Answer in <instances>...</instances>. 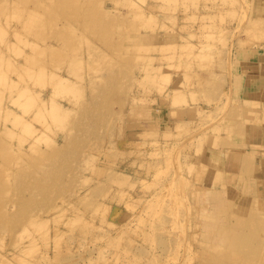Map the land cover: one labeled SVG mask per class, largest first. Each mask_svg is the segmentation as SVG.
<instances>
[{"label": "rangeland", "instance_id": "rangeland-1", "mask_svg": "<svg viewBox=\"0 0 264 264\" xmlns=\"http://www.w3.org/2000/svg\"><path fill=\"white\" fill-rule=\"evenodd\" d=\"M260 53L264 0H0V264H264L258 143L202 182Z\"/></svg>", "mask_w": 264, "mask_h": 264}, {"label": "crops", "instance_id": "crops-1", "mask_svg": "<svg viewBox=\"0 0 264 264\" xmlns=\"http://www.w3.org/2000/svg\"><path fill=\"white\" fill-rule=\"evenodd\" d=\"M261 54L264 53H260L259 56H261ZM261 58H249L250 60L246 59L248 62L247 68L250 70L251 67H254V73L252 72L250 76L243 75L241 68H239L238 75H236L238 78L240 77V79L244 78L247 82L246 86L243 85L242 87L243 91L245 90L249 97V102L245 104L251 103L255 105L254 107L257 111L256 109L253 110L252 116L248 117V119H251L250 121H245L243 125L239 123L234 125V129L236 131L232 134L229 147H225V144H222L218 148L216 147L214 149L216 150L214 156L218 153L219 154L215 157V159H213L214 157L210 156V154L208 155V151L204 154L206 156L204 166L207 171H205L206 175L204 176L202 182L205 187H207V185L209 186L207 193L215 195H235L237 192H240L235 184L237 181L236 176L240 175V173L242 174V167H240V164L236 161V159L239 158L238 154L244 152L245 150L253 151L252 147L254 146L251 142L258 143L257 147H259V150H262V152H258L261 156L259 158H264V94L262 95L259 93L260 88H262V91L264 92V83L261 84L260 82L261 79L264 80V61L258 63ZM256 67L259 69V74L256 72L258 70L255 69ZM244 102L245 101H242V103ZM242 157L245 156L242 155ZM262 168L264 170V164ZM211 177H213L212 184L210 182ZM219 183L226 186V188H222V192L217 191L218 188L216 185ZM230 184L232 186L235 185L236 188H233V190L232 188H228ZM236 189L237 192L233 193Z\"/></svg>", "mask_w": 264, "mask_h": 264}, {"label": "bare ground", "instance_id": "bare-ground-1", "mask_svg": "<svg viewBox=\"0 0 264 264\" xmlns=\"http://www.w3.org/2000/svg\"><path fill=\"white\" fill-rule=\"evenodd\" d=\"M259 20H261V19H259Z\"/></svg>", "mask_w": 264, "mask_h": 264}]
</instances>
